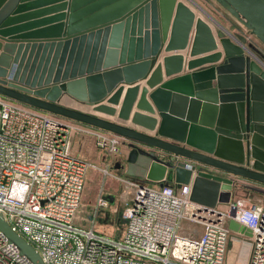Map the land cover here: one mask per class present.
Masks as SVG:
<instances>
[{"label": "water", "instance_id": "water-1", "mask_svg": "<svg viewBox=\"0 0 264 264\" xmlns=\"http://www.w3.org/2000/svg\"><path fill=\"white\" fill-rule=\"evenodd\" d=\"M214 1L264 46V0ZM211 19L181 0H0V96L121 135L127 175L190 183L197 204L264 195L259 51ZM63 92L115 119L62 105ZM0 231L44 264L1 215Z\"/></svg>", "mask_w": 264, "mask_h": 264}, {"label": "built area", "instance_id": "built-area-1", "mask_svg": "<svg viewBox=\"0 0 264 264\" xmlns=\"http://www.w3.org/2000/svg\"><path fill=\"white\" fill-rule=\"evenodd\" d=\"M81 125L0 96V215L44 264H224L230 219L251 232L247 264H264L262 205L205 207L190 199V183L153 188L125 180L121 237L75 224L88 163L72 152V137L91 136L108 155L122 153L128 141ZM107 205L99 195L97 206ZM184 220L201 225V234L183 229ZM0 264L33 263L0 231Z\"/></svg>", "mask_w": 264, "mask_h": 264}, {"label": "rangeland", "instance_id": "rangeland-1", "mask_svg": "<svg viewBox=\"0 0 264 264\" xmlns=\"http://www.w3.org/2000/svg\"><path fill=\"white\" fill-rule=\"evenodd\" d=\"M181 1L186 3L196 13V15L199 11L203 15V17L206 18V20L203 17L202 18L205 21L212 23V26L214 25V23L211 18H214L215 20H217L224 27L225 30H226V25H225L226 22H230V27L232 28L233 31L231 30L228 32L234 33V35L236 36L244 37L246 38V41H247L246 43H253L255 45V47L260 51V53H257L254 50H252V53L254 54V56L256 57V60L259 62L260 65H262V68L264 69V46H262L261 43L257 41V39H255L252 35H250L248 31H246L244 27L238 21H236L232 16H230L228 13L223 11L221 7L219 8V5L216 2H215L216 4L213 2L214 0H207V1H210L215 6L217 11L220 12V10L222 9L223 11L221 12V14L223 13L222 18H220L219 14L217 13H214V15H212L211 12H209V10L204 11L206 14L202 13L198 9V8L202 9V7L199 5V3H196L195 0H181ZM219 20H221L222 23ZM235 40L239 44L240 42L239 38ZM59 99H60L61 104L71 107L73 109L85 111V109L82 108L84 106L85 108L89 109L88 111H85V112L92 113L93 115L104 117L106 119H111V120L115 119V118H110L108 116H105L103 114L93 112L91 109V106L87 105L84 101H81L66 92H63L62 95L59 97ZM66 99L69 100L68 104L64 102ZM76 103H77V106H76ZM49 114L51 115L52 113H49ZM55 117L60 118L63 121H66L68 124L76 125L79 127H84L81 125L82 123L77 122L75 120H72V119H69V118H66L60 115H55ZM127 125H130V122H128ZM78 137H80L79 133H76L72 137V152L73 153H75L74 151L75 144L76 145L78 144L76 142L79 141L80 142L79 144L81 143L83 144L81 139H79ZM95 148H96L95 150L97 151L98 158L99 156L100 157L102 156L103 157L102 160L104 162H102L103 164H99L98 162H93V160L85 159V161L88 163V167L86 168L85 182H84V187L82 191V198H81L80 205L76 210L73 221L75 224L85 227V228L92 226L97 233H102V234L112 236V237H118V236L121 237L123 235V231L125 228V221L122 217L124 205L121 202V200H119L118 196L120 192L126 186V181H125L126 179L118 180L116 178H118L117 174H120V175L123 174V176L126 175L122 173V170H124L125 167H122L120 170L118 163H116L117 165L113 164L115 155L106 154L103 150L99 149L96 145H95ZM84 158H87V157H84ZM103 169L107 170V174L103 173L102 171ZM126 176L129 178H133L128 175ZM137 181L138 180H135L134 182H137ZM139 182L144 183V185L153 187V188H158L160 186L158 182H152L148 180L143 181V182L139 181ZM99 195L107 199L108 201L107 206H99V207L97 206V199ZM239 201H242L243 204H247L249 202H256V203L261 204L264 209V195H261L259 193H249L241 189L234 188L232 190L231 202L236 203ZM226 206L227 205H220L218 208L220 210H225ZM198 226H199L198 224H195L189 221H185V220L182 221V227L186 231H190L191 229L196 230ZM229 258H230V255L227 254L225 264L228 263L227 260H229Z\"/></svg>", "mask_w": 264, "mask_h": 264}, {"label": "crops", "instance_id": "crops-1", "mask_svg": "<svg viewBox=\"0 0 264 264\" xmlns=\"http://www.w3.org/2000/svg\"><path fill=\"white\" fill-rule=\"evenodd\" d=\"M33 1L34 0H32V2ZM195 1H196V3H199V5L202 7V9L204 11L209 10V12H211L212 15H214V13H217V14H219V17L222 18V16H223L222 15L223 13L221 14V12H223L222 9L220 10V12L217 11L215 6L210 1H207V0H195ZM213 2L215 3V1H213ZM52 15L53 14H50V15L48 14V15L43 16L42 18L46 19L47 17L52 16ZM197 15L203 17V15L199 11H198ZM203 18L206 20L205 17H203ZM34 20H36V19H34ZM30 21H33V20H30ZM219 21L222 23L221 20H219ZM208 23L212 26V23H210V22H208ZM225 25H226V31L227 32L232 30V28L230 27V22H226ZM212 27L214 28V25ZM252 45L254 46L253 43H252ZM66 101H69V100L66 99ZM78 138L81 139L83 144L82 143L79 144L80 143L79 141L76 142L78 144L77 145L75 144V149H74L75 153L74 154L76 156L84 159V160L85 159H90V160H93V162H98L99 164H103L102 163V162H104L102 160L103 157L99 156V158H98V156H97V151L95 150L96 148H95V143H94L93 138L91 136H88V135H80V137H78ZM129 143H130V141L128 140L126 142L127 146H125L123 148L122 153L114 156V162H113L114 165H117L116 163L119 164L120 170H121L122 167H125L124 170H122V173H124V174H126V172H125L126 171V160H125V158H126V155L128 154V152L130 151ZM73 145H74V143H73ZM142 147H144V146H142ZM145 149H148V148H145ZM157 153H159L160 157H162V155H164V154H162L159 151H157ZM164 156H166V155H164ZM84 157H87V158H84ZM126 175L123 176V174L122 175L117 174L118 178H116V179H118V180L126 179V180H130V181L138 180L137 182L146 181L145 179L139 180L138 178H136L134 176H131L133 178H129ZM158 183H159V185L169 184V185H172V186L175 187V184L172 181H163V182H158ZM244 183H246V182H244ZM251 184L252 185H256L254 183H251ZM238 189H241V190L249 192V193H257V192H253V191H251L249 189H246L244 187H238ZM195 231H196L197 235L201 234V232H202L201 225H199L196 228ZM250 250H251V245H250L249 237H247V236H245V235H243V234H241L239 232L231 231L230 238H229L228 245H227V252H226V256H227V254L230 255L229 260H227L228 261L227 264H247L248 263V259H249V255H250ZM226 256H225L224 264L226 263Z\"/></svg>", "mask_w": 264, "mask_h": 264}, {"label": "bare ground", "instance_id": "bare-ground-1", "mask_svg": "<svg viewBox=\"0 0 264 264\" xmlns=\"http://www.w3.org/2000/svg\"><path fill=\"white\" fill-rule=\"evenodd\" d=\"M66 104H68L69 103V101H64ZM63 105V104H62ZM73 105V104H72ZM65 106V105H64ZM76 106H77V103H76ZM78 106H80V105H78ZM68 107V106H67ZM82 108H84L85 109V111H88L89 109H87V108H85L84 106L82 107ZM81 109V108H80ZM78 110V109H77ZM80 111H82V110H80ZM84 111V112H85Z\"/></svg>", "mask_w": 264, "mask_h": 264}]
</instances>
